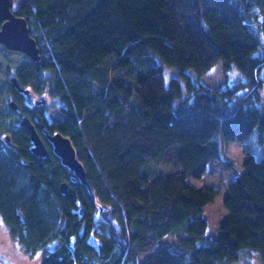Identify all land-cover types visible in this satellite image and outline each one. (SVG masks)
I'll return each instance as SVG.
<instances>
[{
    "label": "trees",
    "instance_id": "16d2710c",
    "mask_svg": "<svg viewBox=\"0 0 264 264\" xmlns=\"http://www.w3.org/2000/svg\"><path fill=\"white\" fill-rule=\"evenodd\" d=\"M12 8L40 59L10 77L19 108L9 101L8 110L32 120L48 153L36 155L29 129L15 121L8 150L0 142V212L31 253L40 250V264H227L244 251L264 260V156L251 148L253 135L264 148V0H23ZM158 58L195 70L182 72L186 96L180 79L166 85ZM218 62L245 79L201 82ZM40 95L59 101L62 121L49 120ZM57 131L71 139L89 185L55 154L47 133ZM233 143L248 147L244 170L228 184L229 215L215 234L205 207L221 189L191 178L213 162L231 166Z\"/></svg>",
    "mask_w": 264,
    "mask_h": 264
},
{
    "label": "rangeland",
    "instance_id": "374dc122",
    "mask_svg": "<svg viewBox=\"0 0 264 264\" xmlns=\"http://www.w3.org/2000/svg\"><path fill=\"white\" fill-rule=\"evenodd\" d=\"M22 1L23 0H12L13 6L16 7ZM158 62L164 67L166 85H169L172 78L180 79L183 83V90L186 96L188 94V88L182 72L191 76H196L195 70H182L179 67L164 63L160 58H158ZM29 63L30 58L24 53L4 49L0 46V142L7 150L8 147L3 142L5 135L10 134L11 127H13L15 121L16 123H20L18 114L14 115L11 113L10 115L8 110L9 101L12 98L9 79L19 70L25 68ZM243 79H245V76L235 65L225 72L223 64L218 62L207 73L201 76L200 81L212 88H216L221 84L234 86ZM261 92L264 98V86ZM7 93H9V96ZM245 93L246 91H241L240 96L242 97ZM37 98L46 105L45 112L51 122H60L64 119L63 114L57 107L59 101L52 97L49 98L46 95H40ZM179 100L180 99H177V101ZM251 141L253 143L251 146L252 150H254L258 157H263L264 148H258L256 144V135H253ZM256 147L259 150H257ZM247 148L246 145L241 143L231 144L225 149V155L231 166L213 162L210 163L208 172L201 179L191 178V181L199 187L208 185L221 189V192L214 201L205 207V215L210 223L209 230L215 234L219 232V224L229 215V212L224 207L223 201L230 181L238 172L244 170L243 162ZM99 230L104 233H109L110 231L109 227L101 223L99 224ZM162 241L168 243L173 242L169 236L164 237ZM38 255H40V250L31 253L27 248L26 242L12 232L0 212V264H40V261L37 260ZM144 257L146 258V256ZM227 264H264V260L256 252L244 251L237 261Z\"/></svg>",
    "mask_w": 264,
    "mask_h": 264
},
{
    "label": "water",
    "instance_id": "95a60500",
    "mask_svg": "<svg viewBox=\"0 0 264 264\" xmlns=\"http://www.w3.org/2000/svg\"><path fill=\"white\" fill-rule=\"evenodd\" d=\"M0 44L11 51L24 53L34 61L40 59V48L37 40L31 35L27 20L15 13L12 8V0H0ZM14 81V78H12ZM10 107L14 110L19 108L15 100L10 101ZM20 125L27 127L33 142L32 151L38 156L48 153L45 141L38 132L32 120L24 115L20 119ZM47 138L52 143L53 150L59 156L64 165L69 167L84 184H88L86 170L76 154L71 139L60 131L48 133ZM10 141V135L6 136ZM67 183L62 184V191L66 192Z\"/></svg>",
    "mask_w": 264,
    "mask_h": 264
},
{
    "label": "flooded vegetation",
    "instance_id": "af4514ba",
    "mask_svg": "<svg viewBox=\"0 0 264 264\" xmlns=\"http://www.w3.org/2000/svg\"><path fill=\"white\" fill-rule=\"evenodd\" d=\"M13 9H14V8H13ZM48 133H49V132H48ZM48 133H47V134H48Z\"/></svg>",
    "mask_w": 264,
    "mask_h": 264
}]
</instances>
